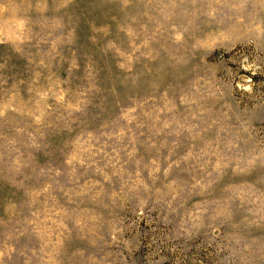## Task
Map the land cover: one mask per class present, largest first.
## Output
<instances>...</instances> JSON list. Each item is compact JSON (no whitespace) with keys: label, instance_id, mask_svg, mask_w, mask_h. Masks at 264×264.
<instances>
[{"label":"rangeland","instance_id":"rangeland-1","mask_svg":"<svg viewBox=\"0 0 264 264\" xmlns=\"http://www.w3.org/2000/svg\"><path fill=\"white\" fill-rule=\"evenodd\" d=\"M0 264H264V0H0Z\"/></svg>","mask_w":264,"mask_h":264}]
</instances>
